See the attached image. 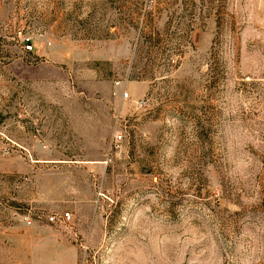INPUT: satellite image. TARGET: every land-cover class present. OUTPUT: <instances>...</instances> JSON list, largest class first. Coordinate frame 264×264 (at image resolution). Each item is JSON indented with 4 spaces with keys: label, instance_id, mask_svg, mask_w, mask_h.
I'll use <instances>...</instances> for the list:
<instances>
[{
    "label": "rangeland",
    "instance_id": "1",
    "mask_svg": "<svg viewBox=\"0 0 264 264\" xmlns=\"http://www.w3.org/2000/svg\"><path fill=\"white\" fill-rule=\"evenodd\" d=\"M0 264H264V0H0Z\"/></svg>",
    "mask_w": 264,
    "mask_h": 264
},
{
    "label": "built area",
    "instance_id": "2",
    "mask_svg": "<svg viewBox=\"0 0 264 264\" xmlns=\"http://www.w3.org/2000/svg\"><path fill=\"white\" fill-rule=\"evenodd\" d=\"M26 47L28 49H32V45L29 43V41H27ZM116 82L118 83L119 81ZM123 96L129 97V93L127 90L123 91ZM147 100H148L147 96L143 95L134 98L132 101L134 105L142 106L146 104ZM121 138H122V133L118 132L116 134V140H120ZM44 217L48 222L55 225H67V224H71V222L73 221V214L72 211L69 209L51 210L49 212H46L44 214Z\"/></svg>",
    "mask_w": 264,
    "mask_h": 264
},
{
    "label": "trees",
    "instance_id": "3",
    "mask_svg": "<svg viewBox=\"0 0 264 264\" xmlns=\"http://www.w3.org/2000/svg\"><path fill=\"white\" fill-rule=\"evenodd\" d=\"M27 41H29V40H27ZM27 41H26V42H27Z\"/></svg>",
    "mask_w": 264,
    "mask_h": 264
}]
</instances>
